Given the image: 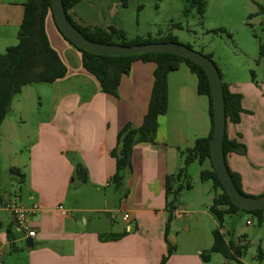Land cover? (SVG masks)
Segmentation results:
<instances>
[{"label":"crops","instance_id":"1","mask_svg":"<svg viewBox=\"0 0 264 264\" xmlns=\"http://www.w3.org/2000/svg\"><path fill=\"white\" fill-rule=\"evenodd\" d=\"M117 3L118 0H80L67 14L75 25L88 32L125 33L116 15L113 19L117 20L110 24L98 22L100 14L96 13L101 12L96 9L104 6L110 13ZM5 7L10 10L8 15H13L15 6ZM20 9L13 20L18 27L24 6ZM45 27L67 74L48 84L28 113L22 110L24 104L17 110L21 123L34 124L29 132H17V122L9 115L2 123L0 147L4 138L8 151L15 154L14 140L29 142L27 160L15 167L22 174L19 182L24 191L15 194L14 199L26 206L39 204L40 210L29 223V229L36 232L30 238L14 224L6 208L7 201L14 199L5 194L4 210L11 214L12 224L4 228L0 224V264H160L170 246L174 249L165 264H207L213 256L204 261L201 255L211 249L214 240L206 231L200 237L194 235L188 203L177 207L166 234L167 177L182 168V148H192L197 139L208 137L212 129L209 99L204 104L197 100L202 96L197 91V76L188 68L194 76L180 85V104L192 119L195 136L175 132L169 143L165 118L161 116L155 142L133 147L132 170L124 180L121 206L116 210L114 197L119 192L110 191L116 173L112 151L127 124L141 126L148 110L156 64L135 61L124 73L117 96H112L102 92L96 77L83 68L81 53L60 34L50 13ZM14 105L13 100L11 109ZM242 112L238 123L227 119L226 136L238 149L225 154V159L241 190L246 195L260 196L264 194V138L256 147L246 146L240 140L237 129ZM79 164L87 171L86 183L76 178ZM59 206H63L65 214ZM116 211L122 219L120 223L111 214ZM199 211L200 215L206 214ZM104 213L114 222L99 216ZM124 213L130 215L129 222L123 219ZM28 238L32 239L31 245H26ZM257 264H264L263 251L259 252Z\"/></svg>","mask_w":264,"mask_h":264},{"label":"rangeland","instance_id":"2","mask_svg":"<svg viewBox=\"0 0 264 264\" xmlns=\"http://www.w3.org/2000/svg\"><path fill=\"white\" fill-rule=\"evenodd\" d=\"M26 1L0 0V54L5 53L7 47L18 44L20 26L14 24L13 20L16 19V10L22 9ZM205 2L206 10L203 16L196 8H190L189 13H185L188 0H123L124 6L118 0L117 5H112L110 13L102 6L96 9V12L101 13L96 14H100L98 22L103 24H110L119 18L118 22L123 24L129 37L140 36L149 39L148 35L151 34L150 39H158L171 36L178 43L209 56L216 64L222 82L231 89V93L237 92L242 98V121L237 129L240 140L246 146L256 147L264 138V57L260 54V46L264 45V0H205ZM5 5L15 6L13 15H8L7 12L10 10ZM115 15L117 18L113 19ZM17 16L20 18V13ZM115 41L120 43L121 40L115 38ZM190 76L194 75L185 64L168 74V110L163 117L165 118L163 123L167 129L169 143L172 142L175 132H184L183 134L189 137L195 136L192 119L180 104V85ZM48 86L33 84L24 87L14 98L15 105L8 115L11 120L17 122V132L25 134L34 126L33 123H21L17 110L24 104L25 108L22 110L28 113L30 105L39 100L44 88ZM207 99L205 95L197 97L203 104ZM28 143V140H14L15 154L8 151L4 138L1 143L0 224L3 228L12 224L11 214L4 210L5 194H10L14 199L15 194L24 191V185L19 182L20 175L11 168L16 167L18 165L16 163L27 160ZM182 150L186 153L187 149L183 147ZM181 166L182 168L185 166L183 157ZM210 168L209 160L203 164L196 160L186 166V176L183 180L174 179V190L178 189L177 205L189 204L187 207L190 214L189 223L197 237L206 231L213 239V231L220 229L227 241H233L244 248L239 258L240 262L228 261L216 253L212 254L213 257L207 264H257L259 252L264 253V211L261 222L255 215L245 210L225 215L223 220L211 213L209 207L212 206L217 192L212 181L201 179V172ZM111 185V194H115L116 188L114 184ZM193 189L195 190L192 191ZM122 195L123 192H119L114 197L116 210L120 209ZM200 209L206 214L200 215ZM111 214L117 218L116 222H121L117 211ZM99 216L114 222V218L112 219L109 214Z\"/></svg>","mask_w":264,"mask_h":264},{"label":"trees","instance_id":"3","mask_svg":"<svg viewBox=\"0 0 264 264\" xmlns=\"http://www.w3.org/2000/svg\"><path fill=\"white\" fill-rule=\"evenodd\" d=\"M62 1L66 11H68L80 0ZM23 6L24 13L18 31V44L7 47L5 53L0 54V131L2 123L10 113L14 98L22 92L24 87L33 84H52L58 79L64 78L67 74L65 64L58 52L51 46L46 33L45 24L49 13L54 20L51 0H27ZM190 8H196L197 12L203 16L206 10V2L205 0H188V5L185 9L186 14L189 13ZM54 23L56 24L55 20ZM77 27L80 28L79 26ZM57 29L60 34L69 41L58 27ZM80 30L88 39L102 44L135 45L150 42H177L176 39L171 36L158 39H150L152 36H148L149 39H143L138 36L134 39H128L126 33L116 30H111L110 32H88L81 28ZM115 38L121 40L120 43H117ZM74 47L76 46L74 45ZM76 48L81 53L83 68L96 77L102 92L112 96H117L118 88L124 73L130 69L135 61L141 60L156 64L148 110L141 126L136 127L133 124H127L118 134L117 147L112 151V156L116 159V173L112 177L111 183L114 184L117 192H121L124 180L132 170L131 159L133 147L138 143H154L156 140L159 118L165 115L168 110V74L178 70L182 64H185L198 78V94L205 95L209 99V115L212 129L208 137L197 139L192 148H188L186 153H181L185 166L179 170L177 176L171 175L167 177L166 208L168 216L166 234L169 232L170 225L174 218V212L178 207L176 202L178 189L174 190L173 181L174 179L183 180L186 176V166L196 160L199 161L200 164L209 160L211 164L210 169H205L201 172L202 181H212L213 187L217 192L213 199V204L210 207L211 213L220 220H223L225 215L237 214L242 210L231 202L210 160L209 143L213 134L214 125L213 105L209 79L201 66L187 58L169 53L102 56L90 53L78 47ZM260 54L264 57V45L260 46ZM223 87L227 119L230 122L238 123L240 121V113L242 112L241 97L229 92L227 85L224 83ZM223 149L224 153L227 154L230 151L238 149V145L235 142L229 141L227 136H225ZM11 170L18 173L20 177L22 176L19 168L12 167ZM230 173L239 190L245 194L239 186L237 176L231 171ZM76 178L81 183L87 182V171L80 164L76 167ZM218 190L221 192H218ZM263 211L264 210H255L247 212L255 215L261 222ZM213 240L211 249L207 252H203L201 255L204 261H209L213 253H218L228 261L236 260L240 262L239 258L244 251L243 246L236 245L233 241H226L220 229H215L213 231ZM173 249L174 248L170 246L169 254L162 259L160 264H165L167 262Z\"/></svg>","mask_w":264,"mask_h":264},{"label":"water","instance_id":"4","mask_svg":"<svg viewBox=\"0 0 264 264\" xmlns=\"http://www.w3.org/2000/svg\"><path fill=\"white\" fill-rule=\"evenodd\" d=\"M51 9L57 27L76 47L102 56H130L148 53H169L178 55L198 64L205 71L211 88L213 105V134L210 139V160L223 188L231 202L246 211L264 210V194L250 196L243 194L230 173L223 149L226 136L227 116L224 87L216 64L206 55L178 42H150L135 45L102 44L88 39L69 18L62 0H51ZM32 239L26 240L31 245Z\"/></svg>","mask_w":264,"mask_h":264},{"label":"built area","instance_id":"5","mask_svg":"<svg viewBox=\"0 0 264 264\" xmlns=\"http://www.w3.org/2000/svg\"><path fill=\"white\" fill-rule=\"evenodd\" d=\"M6 208L11 212L13 216V221L16 226H18L21 230L27 232L28 237L33 238L36 236V232L34 230L29 229V223L34 216L37 215L40 210L39 204H32L30 206H26L21 204L18 201V198L14 200H9L6 203ZM58 209L65 214L63 206H59ZM123 219L126 222L130 221V215L128 213L123 214ZM131 227H129L130 230Z\"/></svg>","mask_w":264,"mask_h":264}]
</instances>
